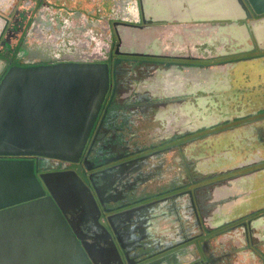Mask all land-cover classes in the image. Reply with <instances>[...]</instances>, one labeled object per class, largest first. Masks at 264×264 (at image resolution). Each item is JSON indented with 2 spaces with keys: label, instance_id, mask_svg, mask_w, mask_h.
<instances>
[{
  "label": "rangeland",
  "instance_id": "1",
  "mask_svg": "<svg viewBox=\"0 0 264 264\" xmlns=\"http://www.w3.org/2000/svg\"><path fill=\"white\" fill-rule=\"evenodd\" d=\"M8 1H11V3L14 4L13 9L18 8L17 10L19 13L22 11L20 13L22 15V18L20 17L21 20L19 19V22L21 23L20 25H22L21 29L23 28L20 31L21 33L23 31L25 32L30 31L33 33L32 35L33 38L34 37L40 39L41 37L43 38L45 34L43 33L45 32V28L39 27L38 31L34 32L32 30L37 28L35 26L34 27L31 26L33 22L32 20L33 18L29 19L28 22L27 19L30 16H34L35 14H38L39 10L42 9L44 10L46 8L47 11H53L55 13L52 14V19H53L52 22L47 21L49 19H44L45 21H41V18H38V16L36 17L38 18L37 19L38 22L40 23L43 22L44 26L50 27V28H46L48 29L47 33H49V35L54 34L53 37L55 36L59 37L63 35L65 32H71L73 31V29H76L83 36L82 37L83 39L82 38L81 39L84 42H87L89 40L88 39L89 34H93L92 29L90 30L89 33L87 32L89 31V27L93 26L98 30L97 36H99V38H97V41H94L92 43V46L94 47L97 44L108 45V47H110L108 52L110 53L114 51V47L116 45V37L113 29L114 26L113 21H117V22L127 21L120 19L121 17L120 10L117 11V8L115 6L116 0H85V3L84 0H81V3L83 2L84 4H80V0L77 1L75 0H8ZM73 2H77L78 6H72ZM209 3L210 6L207 7V9L209 10L207 11V13L196 16L191 15L193 16L191 20H189L188 17L185 18V16H182L181 18L182 20L180 23L187 22L189 24V22L191 21L207 23L206 27H204L206 32L207 29L208 30L213 28L215 29L217 28L216 26H221L222 23L221 21L224 20L225 24L227 25V30L230 31L229 33L227 32V35H229V42H225L226 38L222 39L223 37L218 35L219 38L215 36L214 43H211L207 47L201 46V48L203 47V49L197 47L195 48V50L193 49V51L191 52L192 54H196V55L202 54L208 56H221V55L223 56L226 53H229L230 55L228 57L230 58L232 53L235 52L234 48L236 47L235 46L236 42L235 43H231V42L236 41L238 37V35L235 36L233 35V33L235 31L236 32L240 31L238 29H241L242 26L241 20H239L240 18L238 16V10L235 0H229V1L224 0L223 2L221 1L217 2L216 0L215 2L209 1ZM222 4L224 5L228 4V7L231 9V10L229 9L230 12L232 13L231 15L230 13L227 12V8H225L226 6H224L223 8ZM89 6H92L94 9L92 10V8ZM109 7L111 8V11L109 12L105 11ZM136 7H137L136 9H138L137 2H136ZM4 9L6 8L2 7V11H4ZM74 11L75 12L81 11L85 15L83 14V16H81L80 19L76 17L74 18L73 15L71 18L74 19L75 23L73 25L72 24L68 25L67 20L65 18L66 16H62L63 14H60L59 12L72 13ZM242 13L243 10L241 8V11L239 10V14ZM135 19H138L139 21L143 20L140 17L139 18L135 17ZM167 21L171 22L170 20ZM103 22H105L106 24H104ZM100 25H104V26H100ZM217 29L218 31L223 30L222 27H218ZM94 33H96V31ZM196 34L199 35V32H196ZM204 35H205L204 37L200 35L199 38H205V41L207 43L206 38H208L207 37L208 35L207 36L206 34ZM19 37L20 34H17V40L19 39ZM108 40L109 43L111 44H107ZM67 42L68 40L66 41V43ZM222 44L227 45L226 47L223 48V51L221 50V47H219ZM240 44L242 45V47L246 45V43H244L242 39L237 44V46ZM29 45L36 46V43H32V45L31 44ZM67 46L70 47L73 45L70 44ZM172 46L173 44H170V47ZM163 47L164 45L161 46L154 45L153 47L145 49V51L149 52L148 54L151 57L158 58L157 53H162L163 51H165V48ZM129 48L130 47H127V49ZM132 48L135 50H143V48L140 46H135ZM168 51H175V50L170 49ZM178 51L181 50L178 49ZM91 55H93V53ZM95 55L96 54L94 53V56ZM114 55L115 54H113L112 56L114 57ZM152 55H157V56H152ZM150 56H146V57L149 58ZM130 58L137 59L140 58V56L130 55ZM186 60L185 58L181 57L177 59L176 62H186ZM223 60L220 57L209 58V59L202 57V59L199 58V61H194L197 62V64L213 63L212 71L215 73V75L213 76L214 80L213 81L211 80L210 73L212 71L209 70V66L197 65L198 67H196L197 68L196 72L199 80L197 81L196 89L192 88L193 87L192 82H187V89H184L185 87L181 88L182 91L180 97L175 96L176 93L172 90H171L172 91L171 96H168L167 94H169L170 91L167 92L168 90L164 89L163 84L155 83L156 77L160 73L158 72V69L160 67L154 68L155 72H153V74L152 73L147 74L146 71V74L151 77L145 83L142 82V76L138 75L136 72H134L133 75H129L128 73V76L132 79L135 85H143V89H147V90L148 88L153 89L152 93L154 98L159 96L164 98V96L167 95V98L169 97V100H167L169 103H166V105L168 107L172 104L176 105L175 111L172 112L167 111L162 114L160 113V107H153L150 109L148 117H144L145 116L144 114L131 112V110H129L130 112L128 114L127 113L128 111L126 109L119 107L118 104V107L115 109V111L120 113L119 115H117L120 117H115L112 119L110 118V123L107 125V127L115 131L116 134L119 136V140H117L119 142L118 143L119 146H125L126 144L125 140H128L129 143L127 145L128 148L123 151L125 153L124 156L115 157V153L113 151H110L107 146L106 148L104 147L105 151L104 154L102 153L103 155H101V157L106 158L108 161H105L104 163L101 162V164H99L98 166H96V168H94V170L105 168L107 166L115 165L123 160L125 161L126 159L136 158L139 155L146 154L148 156V160H146V164L148 165L147 169L136 167L135 169H129L127 171H123L121 174L122 176H124L125 174L135 175L137 174L136 172H138V170L141 172L142 171L154 172L151 178L149 179L150 181L138 182V180H136L134 189L132 188L125 189L128 192L132 190V193L134 195L133 198L128 199L127 201V199L126 200L124 198L121 199V197L114 199H110L111 198L110 197L108 200L103 201L106 209L101 211L104 212L103 214L104 216L101 217L104 220V221L102 220V223L107 225L106 215H109L108 217H110L112 216V214H115L114 212L120 214L122 212L128 210L131 211V209H134L132 212H130L129 215L124 214L122 216L120 215L113 219L112 222L113 224L117 223L120 225L116 227L117 229H120L119 230L120 237L122 236L121 240L122 239L126 240V235L128 233L127 228H124L123 225L124 223L129 224V222H127V219L125 218L126 216L128 219L146 216V214H144L143 216H139L140 210L136 208L144 207V206L149 207L150 210L148 209L145 210H148L149 212L152 211V213L157 215L156 218L159 217V221L158 224L156 225V228L154 227L155 229H149V232L147 233L149 238H146V236L143 238L144 239L143 245L146 243L148 245H151V247L148 249L142 247V248H136L135 250H129L128 253L133 251L132 254H134V256L132 257L136 260L140 261V259H144L147 257L160 255L164 252H168L169 250L174 249L177 246H188L194 243L196 245L195 247L198 249V258L202 259L203 264H205L206 260L210 258V255H212V253L213 255L218 254L217 247L219 245H223L219 243V239L223 236V234L233 235L235 233L239 235L241 233L242 234L244 233L243 228L242 227L240 228L239 224L243 222L242 220L246 221L249 217L248 218L246 217L247 218L246 220L241 218L235 219L247 213L241 209L242 207L245 208V205L243 204H239L238 207L233 206L232 208L235 207L233 210L219 211L218 213L216 212L214 215V223L212 224H215V222L221 223L233 219H235L236 221L234 220L218 227L214 225L213 227L215 228L211 229L210 231L204 229L205 228L204 223L206 221H209L211 216L198 210L197 216H198V221L200 223L199 225L200 229L198 227L197 230H195L194 213L190 211V208L188 206L189 204L188 192L192 191L196 187L197 188L204 187V185L208 181V179L205 178L199 179V176L198 178L197 177L193 178L196 175V172L202 171L203 173H205L207 167L212 168L210 165L212 163V156L211 154H208V150H207L208 146L210 145V143L207 142V136L211 132H213V130L214 131L218 130L217 127H226L231 124H236L237 122H244V121L246 122L252 120L264 121V113L260 114L256 111L247 112L248 110L251 109L254 110L261 109L259 108V105L264 103V86L261 84H255L254 85L255 87L247 88L248 86H245L242 83H237L239 80L237 76L242 77L241 74L243 73L252 75L250 72L252 67L241 65L240 68L232 69L230 71V69L227 68V65L226 66L216 65L217 63L222 62ZM194 73L195 72L192 73V77L195 75ZM137 76L141 77L140 80L139 78L138 79L136 78ZM126 77L127 76L123 77V83H122L123 87L121 88L123 90L122 94L126 92L129 85L127 83ZM231 79H236V80L233 81V83H231L230 82ZM174 86L176 85L174 84ZM240 86H244L246 88ZM251 88H253V90H251ZM242 89L245 92L241 91ZM122 94H120V96H116L115 100L117 102H119L118 100H121L126 105H129L130 102L129 103L126 102L128 101L125 98L126 93H124V96ZM180 102H181V106L184 107L183 113L177 114L176 107L180 104ZM191 103H192V108L191 109L188 108L186 110L185 107H187V105L191 106ZM131 104L136 105L135 102H131ZM242 110H246V111L242 113L240 112ZM121 113L129 116L130 121L129 124H127V127L125 125L120 124ZM169 125H171L170 128H168ZM211 125H215V126L218 125V126L212 130ZM197 127L200 129H197ZM110 134L111 132L110 130H108L107 132L104 133V137L102 136V141L104 144L106 143L107 136H110ZM234 137L235 136L233 134L224 136L221 139V144H223L224 141L232 140ZM97 150H98L97 153L103 152V150H100V148H98ZM153 157L159 158L157 162H153V160H151V158ZM164 158L166 160L161 165H159L158 162L160 160H164ZM230 164H233V162H231ZM71 168L77 171L80 177L86 179V175L88 174L89 171L84 166L71 164ZM108 171L110 172L113 170H108ZM156 171L158 172L160 171L162 178L164 177L162 180L163 183H158V181L156 180V175H155ZM233 171L234 172L227 173L228 178H230L231 174L236 173V170ZM220 175L222 174L217 175V177H223ZM263 177H262V181H264ZM106 180L98 177L97 178V182L99 183L98 185H101V182H106ZM116 183H118V180L115 182V184L112 185H116ZM105 193L109 195L108 191ZM256 195L259 196V194ZM255 196L253 197V199L255 198ZM85 197L86 195H84V198ZM126 201L128 202V204L125 205V203H127ZM144 201H148V202L145 203ZM198 201L200 202V200ZM257 202L258 201H254V204H256ZM129 206L130 208H127ZM89 208L90 207L88 206L86 210L88 211ZM261 213H264V211H262ZM94 215L96 214L94 213ZM256 225H258L257 222ZM236 227H238L236 232L230 231L231 229H234ZM220 229L221 230L223 229L222 230L223 232L220 231ZM225 229H230V230L228 232H224ZM260 232H261L260 235L262 234L261 237L264 239V229H261ZM129 233L132 232L129 231ZM208 236L210 237L208 238ZM206 237L208 238L207 242L204 241V238ZM150 239H152L153 241H150ZM234 239L235 237H232L230 240L233 241ZM125 240H123V244L126 243ZM255 240L257 239L256 238L253 239V241ZM203 241L204 243L202 244ZM223 246L227 248L226 245ZM239 246H242V248L241 247L237 248L236 251L238 253H243L239 251H243L245 249L244 248L245 246L248 249H251L255 254H257L258 252L257 249L259 247V244H256L254 242L252 243L250 240H246V242L240 243ZM248 249L247 251H249ZM119 250L121 252V256L122 257L124 256L122 259L124 262L125 258L129 257V254H126L121 247ZM143 256L144 258H142ZM194 260L195 258L180 264H190Z\"/></svg>",
  "mask_w": 264,
  "mask_h": 264
},
{
  "label": "water",
  "instance_id": "2",
  "mask_svg": "<svg viewBox=\"0 0 264 264\" xmlns=\"http://www.w3.org/2000/svg\"><path fill=\"white\" fill-rule=\"evenodd\" d=\"M237 2L250 22L264 16V0ZM110 78L107 61L9 66L0 77V157L78 162ZM36 172L30 158H0V264H96Z\"/></svg>",
  "mask_w": 264,
  "mask_h": 264
},
{
  "label": "flooded vegetation",
  "instance_id": "3",
  "mask_svg": "<svg viewBox=\"0 0 264 264\" xmlns=\"http://www.w3.org/2000/svg\"><path fill=\"white\" fill-rule=\"evenodd\" d=\"M80 4H84V3L83 2L81 3L80 0ZM115 4L117 11L120 10V16H121L120 19L127 20L126 22H118V23L133 24L132 20L135 19L133 16L135 10L134 0H116ZM0 6H1L0 7V56H1L0 77L5 72V70L11 65L27 66V65L48 64V63H55L62 61H107L111 68L110 90L105 98L101 111L97 117L92 133L86 144L84 153L78 162L67 163L61 160L38 157V156L0 157V158H30L34 161L35 169L37 170L36 174L37 175L43 174V182L45 181V184H47V188H49L53 192L55 197L59 198L65 215L72 223L77 234L82 239L87 250L89 251V254L92 256L96 264H179L194 258L195 260L190 264H203L202 259L198 258V252L195 250L193 252V249L191 250V247L196 249L195 247L196 245L194 243H192L191 246H177L176 248L171 249L168 252H164L160 255L147 257V258H144L143 256L142 258L144 259H140V261L132 257L134 256V254H132L133 251L128 253L129 250L142 248L140 243H143L144 240L143 238L145 236L146 238H149L147 234L149 232V229H155L156 225L158 224L159 217L156 218L157 217L156 214L152 213V211L149 212L148 211L150 210L149 207L144 206V207L136 208L140 210L139 216H143L144 214H146L145 217H136L133 219L126 218L127 222H129L128 224L129 226L126 227L128 228V233L126 235V238L127 239L130 238L131 240L130 242H127L125 239L121 240L122 236L120 237V232L119 231L117 232V227L112 222L114 218L120 215L121 216L124 214L129 215L130 212H132L134 209H131V211L128 210L122 212L120 214L114 212L116 214H112V216L110 217H108L109 215H106L107 225L102 223L103 219L101 218L102 216H104L103 215L104 212L101 211L106 209L103 201L108 200L110 197H111L110 199H114L112 195L110 196L105 193L107 192L106 191L107 188L110 187L113 191L115 190L119 191L118 187H121V184H123L125 187L126 186L129 187V185L131 184L132 186H135L136 184V180L134 181L133 177H131L129 183L122 182L124 181V179H122L121 173L129 169H135L136 167H141L146 169L148 168V165L146 164V160H148V156L145 154V155H139L136 158L126 159L125 161L123 160L115 165L94 170V168H96V166L101 164V162L104 163L105 161H108L106 158L101 157V155L104 154L106 146L110 151H113L115 153V157H118L125 155L123 151L128 148L127 145L129 144L128 140H125L126 141L125 146H119L118 144L119 142L117 141L119 140V136L116 134L115 131L107 127V125L110 123V118L112 119L115 117H120L117 116L120 113L115 111V109L118 107V102L111 97L112 90H114L115 96L116 94L117 96H120V94H122L123 90H119V81H117V79L120 80L124 76H126L124 72L127 71V68L128 69L132 68L135 65V64L127 65L126 63L124 64V62H130V61L138 62L140 60H145L146 62L147 61L153 62L155 68L164 62L163 59L160 58L149 59L148 57H146L147 55H149L147 53L127 51L122 49V47H120L121 36L119 33H117V21H113V25H114L113 29L116 37V45L114 47V51L110 53L108 52L110 48L108 47V45L97 44L94 47L92 46V43L94 41H97V38H99V36H97L98 30L93 26H90L89 31L87 32L89 33L90 30L92 29V33H93V34H89V38H88L89 40L87 42H84L82 40L83 36L76 29H73V31L71 32H65L63 35L59 37L57 36L53 37L54 34L49 35V33H47L48 29L46 28H50V27L44 26L43 22L40 23L37 21L38 18H41V21H45L44 19H49L47 21L52 22L53 20L52 14L55 13L53 11H47V9L45 8L44 10L43 9L39 10L38 14H35L34 16H30L27 19L28 22L29 19L33 18L32 19L33 22L31 26L32 27L35 26L37 29H34L32 31L37 32L39 27L45 28V32H43L45 33L43 38L42 37L41 39L37 37L33 38L32 37L33 33L30 31H27L28 33L25 31H23L22 33L20 32L23 29V28L21 29L22 25H20L21 23L19 22L20 17L22 18V15L20 14L22 11L19 13L17 10L18 8L13 9L14 4L8 0H0ZM72 6H78L77 2H73ZM2 7L6 9L2 11ZM89 7H91L92 10L94 9L92 6ZM105 11L109 12L111 11V8L109 7ZM59 13L63 14L62 16H66L65 18L67 20L68 25L71 24L73 25L75 23L74 19L71 18L73 15L74 18L76 17L80 19L81 16H83L84 14L81 11H76V12L74 11L72 13H66V12H59ZM36 16H38V18ZM259 18L260 19L264 18V16L257 15L255 16L254 19H259ZM258 21H255L253 24H255ZM103 23L106 24L105 22ZM100 26H104V25H100ZM95 31L96 33H94ZM17 34H20L18 40H17ZM67 40L68 42L66 43ZM28 43L31 45L32 43H36V46H30ZM70 44L73 46L68 47L67 45ZM107 44H111L109 43V40ZM92 53L93 55H91ZM94 53L96 54L95 56ZM113 54H115L114 57L112 56ZM130 55L132 56L138 55L140 56V58L131 59ZM236 59H238V57ZM236 59L231 60L233 62L232 63L233 66L230 68V71L232 69L240 68L241 65H238L235 68ZM253 64H254L253 62L242 64L243 66L252 67L250 71L252 75L243 73L241 74L242 77L237 76V78L239 79L237 83H242L245 86H248L247 88H249V87H255L254 86L255 82L261 80L259 79L260 75H258V72L260 71L258 70V68H255ZM141 69L139 71H141ZM235 80L236 79H231L230 82L233 83V81ZM117 87L118 90H116ZM240 87H244V86H240ZM251 90H253V88H251ZM241 91L245 92L243 89ZM124 93L122 94L123 96ZM129 112L130 111L128 110L127 113L129 114ZM148 114L149 113H146L144 117H148ZM129 121H130L129 116L121 113L120 124L125 125L127 127ZM108 130H110L111 134L110 136H107L106 143L104 144L102 141V136L104 137V133L107 132ZM95 148L97 149L100 148V150H103V152L97 153L98 150ZM158 159L159 158H155V157L151 158L153 162H157ZM165 160H166L165 158L164 160H160L158 162L159 165H161ZM71 164L81 165L84 166L86 169H88L89 172L86 175V179L80 177L79 173L71 168ZM108 170H113V171L109 172ZM153 173L154 172H150V171L148 172L142 171L140 174L141 177H138L139 179H137L138 182L139 181L147 182L148 180L146 179L148 177H151ZM155 175L158 183H163L162 180L164 177L162 178L161 172L156 171ZM98 177L107 180L106 182H101V185H98L99 184L97 182ZM117 180L118 183H116V185L111 186L112 184H115ZM47 188L45 187V190L48 193L49 190ZM84 195H86L85 198ZM88 206L90 208L87 211L86 209ZM94 213L96 215H94ZM258 218L259 217H257L255 220H259ZM250 219L251 217H249L247 220ZM251 222L252 221H248V226H246V229H248V231H246L245 226L243 225L244 222H241V224H239L240 228L243 226L242 227L244 231L243 234L242 233L239 235L235 233L233 235L223 234V236L219 239V243L226 245L227 248H225V246L223 245H219L217 247L218 254L213 255L212 253V255H210V258L206 260L205 264H264L263 238L260 239L262 241L261 243L256 242V244H259V247L257 249L258 251L257 254H255L251 249H248L249 251L245 249L243 251H239L243 253H238L236 251L237 248L240 247L242 248V246H239L240 243H244L246 242V240H250L252 243L254 242L252 235L253 233L252 226L250 224ZM261 222L264 226V218L261 220ZM106 228H108L110 231H107ZM237 228L238 227L231 230L225 229L224 232H228L229 230L236 232ZM111 230L112 232H116V234L112 233L113 234L112 235ZM129 231H131L133 234L129 233ZM135 232L137 233V235L133 236L136 234ZM232 237H235L233 241L230 240ZM114 240L118 241L119 246L117 245L116 242L114 243ZM123 240L126 241L125 244H123ZM206 240L207 237L204 238V241ZM150 241L153 240L150 239ZM204 241L202 242V244L204 243ZM145 246L147 247L148 244L145 243ZM119 247H121L126 254H129V257L125 258L124 262L122 260L124 256L123 257L121 256Z\"/></svg>",
  "mask_w": 264,
  "mask_h": 264
},
{
  "label": "crops",
  "instance_id": "4",
  "mask_svg": "<svg viewBox=\"0 0 264 264\" xmlns=\"http://www.w3.org/2000/svg\"><path fill=\"white\" fill-rule=\"evenodd\" d=\"M209 1L215 2L216 0H134V16L137 18L140 17L143 20L139 21L138 19H134L132 20L133 24H122L117 22V33H119L121 36L120 47H122L124 50H126L127 47H130L127 49V51L131 50L134 52L148 54L149 52H146L145 49L153 47L154 45H164L163 48H165V51L162 53H157L158 58L163 59L164 62L158 65V67H160L158 72L160 73L157 75L156 81L155 79L154 81L155 83L163 84L164 89L168 90L167 92L170 91V93L167 94L168 96H171V92L174 91L176 93L175 96L180 97L182 91L181 88L185 87L184 89H187V82H192V88L196 89L197 81L199 80L196 72V67H198L197 65L209 66V70H213V63L197 64V62H194L199 61V58L202 59V57L207 59L220 57L222 60H224L217 63L216 65H227L228 69L233 66V62L231 60L236 59L237 55L238 59L235 61V68L238 65L253 62L254 67L258 68L260 71L256 72H258V75H260L259 79H261L256 81L255 84H261L264 86V18L256 19L255 21H259L253 24L255 21L250 22L249 19L243 15V13L239 14L241 7L237 0H235V3L242 26L241 29H238L240 31H235L233 33L235 36L238 35L237 40L231 42H236V47L234 48L235 52L232 53L230 58L228 57L230 55L229 53H226L223 56L192 54L191 51H193V49L195 50L197 47L203 49V47H207L211 43H214L215 36L218 37V35L222 36V39L226 38L225 42H229V35H227V32L229 33L230 31L227 30V25L225 24L224 20V22L221 21V26H216L217 28L222 27L223 30L218 31L217 28H213L210 30L207 29L206 32L204 27H206L207 23L193 21L189 22V24L187 22L180 23L182 16H185V18L188 17V19L191 20L193 18L191 15L196 16L207 13V11H209L207 7L210 6ZM219 1L223 2L224 0H217V2ZM136 2L138 4V9H136ZM222 5L223 8L226 6L225 8H227V12L231 15V9L228 7V4ZM167 20H170L171 22H168ZM194 30L199 32V35H197ZM204 34H206V36L208 35V38H206L207 43L205 38H199L200 35L204 37ZM241 39L244 41V43H246L244 47H242L241 44V46H237ZM170 44H173V46L170 47ZM223 44L219 46L221 47L222 51L223 48L227 46ZM135 46H140L143 48V50L133 49L132 47ZM201 46L203 47L201 48ZM170 49L175 51H168ZM178 49L181 51H178ZM181 57L185 58V60H188H186V62H176V60ZM151 58L153 57L150 56L149 59ZM125 63L127 65L135 64L134 67L129 69L127 68V71L124 72V74L127 76V83L129 84L126 90L125 98L128 100L126 102H130V104L126 105L123 103V101L118 100L119 107L126 109L127 111L131 110V112L141 114L149 113L150 109L153 107H160L161 114L167 111H175L176 105L172 103H170L172 105L169 107L166 105V103H169L167 101L169 100L167 95H165L164 98L160 96L154 98L152 93L153 89L148 88L147 90L143 89V85H135L132 79L128 76V73L129 75H133L134 72H136L138 75L142 76V82H147V80H149L151 77L147 74H153V72H155L153 62L140 60L138 62L131 61L124 62V64ZM140 69L141 71H139ZM193 72H195V75L192 77ZM214 75L215 73L212 71L210 73L212 81L214 80ZM136 78H139L140 80L141 77L137 76ZM117 81H119V90H122L121 88L123 87V78L120 80L117 79ZM174 84L176 86H174ZM116 90H118V87ZM116 96L114 90H112L111 97L116 99ZM131 102H135L136 105H132ZM176 108L177 114L183 113L184 107L181 106V102ZM185 108L186 110L188 108L191 109L192 103L191 106L187 105ZM259 108L261 109H251L247 112L256 111L260 114L264 113V109H262L264 108V103L259 105ZM244 111L246 110H242L240 112L243 113ZM211 126L213 130L218 125ZM170 127L171 125L168 126V128ZM217 128L218 130H213V132L207 136V142L210 143L207 150L208 154H211L212 156V163L210 164L212 168L207 167L205 173L202 171L196 172L197 178L199 176V179L205 178L208 179V181L204 187H196L190 191L188 206L190 211L194 213L195 230L200 227L197 216L198 210L211 216L210 220L204 223V229L207 231L215 228L213 227L214 225L218 227L228 222L234 221L235 219H247L248 217H251L250 220H242L244 222L243 225L246 229V226H248V221H252L250 224L252 226L253 239L256 238L258 240H255L254 243H261L262 241L260 239H262V234L260 235V231L261 229H264V226L261 222V220L264 218V213H261L264 211V181H262V177L264 176V121L252 120L247 122H237L236 124ZM197 129L200 128L197 127ZM230 134H233L235 137L232 140L224 141V143L221 144V139L224 136ZM231 162H233V164H230ZM233 170H236V173L231 174L230 178H228L227 173L234 172ZM219 174H222L220 176L223 177H217ZM256 194H259L260 197ZM254 196L255 198L253 199ZM198 200H200V202ZM254 201L258 202L254 204ZM239 204L245 205V208L242 207L241 209L247 213L233 220L221 223L215 222V224H212L214 223V215L216 212L218 213L219 211L233 210L235 207H238ZM233 206L235 207L232 208ZM257 217H259V220H255ZM256 222L258 225H256ZM246 231H248V229H246ZM244 248L245 250L248 249L245 246ZM192 249L194 252V248L191 247V250Z\"/></svg>",
  "mask_w": 264,
  "mask_h": 264
},
{
  "label": "trees",
  "instance_id": "5",
  "mask_svg": "<svg viewBox=\"0 0 264 264\" xmlns=\"http://www.w3.org/2000/svg\"><path fill=\"white\" fill-rule=\"evenodd\" d=\"M141 171H138V173L137 174H135V175H129V174H125L124 176H122V174H121V177H122V179H124V181H122V182H128L129 183V181L131 180V177H133L134 178V181L135 180H137V179H139L138 177H141ZM131 176V177H130ZM196 177V175L193 177V178H195ZM151 177H148L146 180H148V181H150L149 179H150ZM145 180V181H146ZM183 183V182H182ZM111 186H113V185H111ZM115 188V187H114ZM129 188H134V186H132V184L131 185H129V187H125L123 184H121V187H118V189H119V191H113L110 187L109 188H107L106 189V191H108L109 192V195L111 196H113V198H120L121 197V199H127V201H128V199H131V198H133V193H132V190H130V192H128V191H126L125 189H129ZM118 192V193H117ZM165 194V193H164ZM163 194V195H164ZM188 194H189V197H190V192H188ZM144 196H146V195H144ZM126 201V202H127ZM145 203H147L148 201H144ZM126 204H128V202L127 203H125V205ZM127 208H130V206L129 207H127ZM117 213V212H116ZM115 213V214H116ZM125 218H127V216L125 217ZM126 224V225H125ZM124 225V228H126V227H128L129 225L127 224V223H124L123 224ZM115 226H120L119 224H117V223H115ZM107 229V231H110L108 228H106ZM120 229H117V232L119 231ZM127 230H128V228H127ZM223 230V229H222ZM221 229H220V231H222ZM123 232V231H122ZM111 234H112V231H111ZM113 234H116V232H113ZM112 234V235H113ZM135 234V233H134ZM135 235H137V233L135 234ZM210 237V236H209ZM208 237V238H209ZM113 239H115V238H113ZM129 240V241H128ZM126 241L127 242H130L131 240H130V238H126ZM117 243V245L119 246V244H118V241L116 240H114V243ZM206 242H207V240H206ZM140 245H141V247H143V248H150L151 247V245H148L147 247L145 246V244L143 245V243H140ZM188 246H191V245H188ZM120 248V247H119Z\"/></svg>",
  "mask_w": 264,
  "mask_h": 264
}]
</instances>
